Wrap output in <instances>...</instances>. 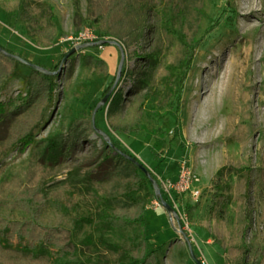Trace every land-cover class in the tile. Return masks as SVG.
Masks as SVG:
<instances>
[{
    "label": "rangeland",
    "instance_id": "374dc122",
    "mask_svg": "<svg viewBox=\"0 0 264 264\" xmlns=\"http://www.w3.org/2000/svg\"><path fill=\"white\" fill-rule=\"evenodd\" d=\"M44 7L54 14L51 44L32 30L28 18L38 17ZM115 9L113 0H0V47L45 66L55 82L43 117L31 125L30 141L13 142L0 129V190L41 192L39 200L46 201L41 220L74 230L79 248L70 264H111L113 251L104 240L119 238L95 215L103 203L117 204L110 195L114 184L108 174H89L94 164L86 162L92 153L90 138L97 134L78 137L70 152L64 148L55 160L43 157L37 146L67 133L73 119L84 116L139 158L149 175V191L154 188L150 178L158 182L160 193L155 191L146 204V228L162 264H264V190L258 179L264 154V0H204L196 46L186 71L177 72L178 90L167 100L155 88L156 78L138 94L131 93L132 80L123 69L136 71L143 60L128 58L125 44L112 33ZM154 15L149 12L148 23L155 21ZM173 22L179 27L180 19ZM150 39L146 32L143 49H150ZM169 43L159 75L176 57V35ZM20 69L21 75L2 78L1 103L27 93L23 75L30 65L21 61ZM119 87L125 89L123 97L112 101ZM145 91L148 97L144 95L136 122L128 129L114 128L111 121L127 116ZM183 159L197 176V199L168 186L177 180ZM219 193L228 201L222 213L213 201ZM157 197L171 204L174 199L178 214L170 215L162 204L152 206ZM1 211L17 219L30 215L22 208Z\"/></svg>",
    "mask_w": 264,
    "mask_h": 264
},
{
    "label": "trees",
    "instance_id": "16d2710c",
    "mask_svg": "<svg viewBox=\"0 0 264 264\" xmlns=\"http://www.w3.org/2000/svg\"><path fill=\"white\" fill-rule=\"evenodd\" d=\"M188 1L113 0L115 12L118 13L112 33L125 44L128 58L135 59V62L139 58L143 60L136 71L135 67L123 69L132 80V94H138L155 78L158 85L155 88L166 93L163 97L166 100L178 90L179 82L176 83V80L180 76L177 72H185L187 69V62L197 43L195 32L205 14L204 0ZM150 11L155 14L152 24L148 23ZM28 18L34 26L32 30H38L44 43L51 44L56 33L51 8L44 7L38 17L28 14ZM38 18L41 26L36 27ZM174 18L180 19L179 27H175ZM146 32L151 36L149 43L152 46L145 50L142 40ZM172 35H176L178 40L176 57L164 68V73L159 75V70L164 66L161 65V56H164L170 45ZM20 64V60L6 54L0 47V82L4 75H21ZM23 77L28 86L27 93L24 96L18 94L6 103L0 102V129L6 130L13 142L21 143L32 139L31 125L38 124L43 117L55 83L52 72H43L31 65L30 72ZM124 91V88L119 87L112 101H121ZM144 95L147 96L148 92L145 91L143 97L137 98L127 116L118 117L120 121H111L114 128L128 129L136 122L134 119L142 112L146 100ZM73 121L67 133L54 134L44 139L37 145L40 147L38 150L42 149L43 157L55 160L64 148L69 150L67 153L70 152L78 137L89 138L96 133V137L90 138L92 153L86 158L87 164H94L89 174L110 175L114 184L110 195L117 200L115 206L103 203L95 215V220L119 238L118 242L104 240L106 247L113 251L111 264H162L158 250L149 244L146 204L155 189H148L149 175L143 164L137 156L108 139L91 118L81 116ZM260 160L258 179L262 181L264 190V154ZM221 171L222 168L218 169L217 174ZM142 190L145 193L138 194ZM40 193L39 190H0V264H70L77 257L79 247L74 239V230L61 222L50 224L41 220V211L46 208V201L39 200ZM224 197L220 193L213 197L218 206L216 210L220 213L228 202ZM2 207L22 208L29 211L30 215L27 218H12L1 211ZM261 217L264 220V206ZM98 264L110 263L100 261Z\"/></svg>",
    "mask_w": 264,
    "mask_h": 264
},
{
    "label": "built area",
    "instance_id": "2783aa9c",
    "mask_svg": "<svg viewBox=\"0 0 264 264\" xmlns=\"http://www.w3.org/2000/svg\"><path fill=\"white\" fill-rule=\"evenodd\" d=\"M179 166L180 168L178 178L173 182H169V188L174 189L177 193L189 192L194 199H197L201 193V190L194 184L195 180L197 179L195 172L192 171V168L186 159L181 160ZM172 200V205L174 206V208H178V203H176L174 199ZM161 204V199L158 197L155 198L151 203V205L154 207H158Z\"/></svg>",
    "mask_w": 264,
    "mask_h": 264
},
{
    "label": "water",
    "instance_id": "95a60500",
    "mask_svg": "<svg viewBox=\"0 0 264 264\" xmlns=\"http://www.w3.org/2000/svg\"><path fill=\"white\" fill-rule=\"evenodd\" d=\"M96 42L103 43L104 40H98V41H96ZM1 50L4 51L6 54H8V55H10V56H14V57H16L17 59H19L20 61H22V62H24V63H27V64H29V65H31V66H33V67H35V68H37V69L43 71V72H51V71H50L49 69H47L45 66H43V65H41V64H38V63H36V62H33V61H31L30 59L23 57L22 55H19V54H17V53L11 52V51H8L7 49H4L3 47H1ZM121 51H122V59H121V63H122V61L124 60V57H125V51H124L123 48H122ZM120 66H121V64H120ZM119 70H120V68H119ZM107 96H108V93H106V94L102 97V99L100 100L99 104L103 103V102L106 100ZM143 168L145 169L144 166H143ZM150 179H151V182H152V184H153V186H154V188H155L156 193L159 194V193H160V189H159V187H158V182H157L156 179H154V178H150ZM161 202H162L163 207L168 211V213H169L170 215H172V214L177 215V214H178V212H177V210L174 208V206H173L171 203H169L167 200H165L164 198H162V197H161ZM189 246H190V251H191L192 256H193V257H196V255H195V253H194V250L192 249L190 243H189ZM199 263L202 264L200 261H199Z\"/></svg>",
    "mask_w": 264,
    "mask_h": 264
}]
</instances>
